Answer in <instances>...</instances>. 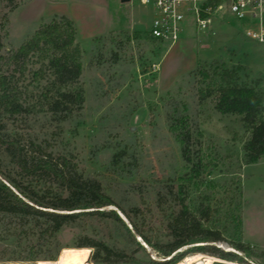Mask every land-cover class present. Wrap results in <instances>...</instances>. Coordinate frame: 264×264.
Returning <instances> with one entry per match:
<instances>
[{
  "label": "rangeland",
  "instance_id": "374dc122",
  "mask_svg": "<svg viewBox=\"0 0 264 264\" xmlns=\"http://www.w3.org/2000/svg\"><path fill=\"white\" fill-rule=\"evenodd\" d=\"M62 17L73 21L82 51L76 87L84 92L83 110L62 121L61 114L37 109L8 120V133L22 145L41 146L53 164L66 161L84 178L97 180L116 204L107 209L116 211L125 226L97 218L66 226L57 238V260L65 248L78 249L86 241L124 250L127 260L137 264L169 260L156 247L171 240L166 225L185 206L198 217L210 209L209 221L202 223L221 230L225 238L216 247L236 253L242 264H264V258L230 246L242 241L264 252V157L247 164L244 148L251 131L241 116L216 110V95L207 97L209 80L198 74L217 61L220 67L238 69L241 83L264 93V43L246 38L247 23L223 11L208 30L196 32L190 22L181 40L171 45L150 37L154 12L138 0H0L5 51L18 49L39 28ZM31 80L27 73L20 85ZM53 80L48 74L32 82L29 91L42 95ZM174 121L192 134L191 163L183 158ZM0 168L18 175L5 153ZM23 181L39 192L50 186L39 175ZM19 224L0 214V249L21 244L17 250L27 253L30 243L38 242L15 232ZM194 246L181 248L179 255H209L189 252ZM88 249V264H96V250Z\"/></svg>",
  "mask_w": 264,
  "mask_h": 264
},
{
  "label": "trees",
  "instance_id": "16d2710c",
  "mask_svg": "<svg viewBox=\"0 0 264 264\" xmlns=\"http://www.w3.org/2000/svg\"><path fill=\"white\" fill-rule=\"evenodd\" d=\"M4 20L1 19L0 23V156L5 153L10 158L11 164L18 169V175L4 173L0 168V214L19 221L15 232L18 230L29 237L35 236L38 242L30 243L31 248L27 253L24 249L17 250L21 244H17L14 250L9 247L0 249V263L43 259L56 261L60 253L57 238L66 226L86 218L110 220L123 225L124 222L116 211L107 209L116 204L103 192L97 180L84 178L66 161L53 164L49 161L50 155H46L41 146L34 143L22 145L17 137L8 133V120L37 109L54 115L61 114L62 121L69 120L74 112L83 110L84 92L76 87L82 76V51L76 44L77 31L73 21L67 17L55 19L39 28L18 49L5 51L1 34V29L5 27ZM27 73L32 78L30 85H20ZM48 74L54 80L42 95L29 91V86ZM198 74L209 80L207 97L216 95L215 108L219 113L241 116L242 123L251 131L244 148L246 162L249 165L258 163L264 157L263 91L241 83L238 69L220 67L217 61L199 69ZM183 125L178 121L173 127L171 123L182 145L183 158L191 163L192 134ZM35 154L38 157H34ZM38 175L50 182V186L42 192L25 185L23 181L24 176ZM199 215L191 213L185 206L181 208L166 225L171 240L156 247L158 255L169 260L159 263L151 261L149 264H178L187 254L179 255L178 251L193 245L197 246L189 252L209 254L226 262L244 263L236 253L215 246L218 242H224L225 238L221 230L202 223V220L205 223L209 221L210 209L201 210ZM138 234L150 244L143 233ZM44 238L48 239V243L40 244ZM45 246L50 247L48 251L44 250ZM230 246L247 256L264 258L263 251L242 241L232 242ZM78 247L94 248L96 252L92 260L96 264H137L135 260H127L124 250L104 243L86 241Z\"/></svg>",
  "mask_w": 264,
  "mask_h": 264
},
{
  "label": "built area",
  "instance_id": "2783aa9c",
  "mask_svg": "<svg viewBox=\"0 0 264 264\" xmlns=\"http://www.w3.org/2000/svg\"><path fill=\"white\" fill-rule=\"evenodd\" d=\"M138 1L143 6L152 8L154 18L149 35L159 43L176 44L184 36L190 22L196 32L210 29L214 19L222 11L247 23L244 30L246 38L264 43V0Z\"/></svg>",
  "mask_w": 264,
  "mask_h": 264
},
{
  "label": "bare ground",
  "instance_id": "6f19581e",
  "mask_svg": "<svg viewBox=\"0 0 264 264\" xmlns=\"http://www.w3.org/2000/svg\"><path fill=\"white\" fill-rule=\"evenodd\" d=\"M91 252L88 248H65L56 264H88ZM217 262L227 264H242L238 262H226L214 256L195 254L185 258L179 264H215ZM5 264V263H0Z\"/></svg>",
  "mask_w": 264,
  "mask_h": 264
},
{
  "label": "water",
  "instance_id": "95a60500",
  "mask_svg": "<svg viewBox=\"0 0 264 264\" xmlns=\"http://www.w3.org/2000/svg\"><path fill=\"white\" fill-rule=\"evenodd\" d=\"M130 0H122V3H128Z\"/></svg>",
  "mask_w": 264,
  "mask_h": 264
},
{
  "label": "crops",
  "instance_id": "0c3cea01",
  "mask_svg": "<svg viewBox=\"0 0 264 264\" xmlns=\"http://www.w3.org/2000/svg\"><path fill=\"white\" fill-rule=\"evenodd\" d=\"M131 29H134L135 30V28H133V27H131Z\"/></svg>",
  "mask_w": 264,
  "mask_h": 264
}]
</instances>
